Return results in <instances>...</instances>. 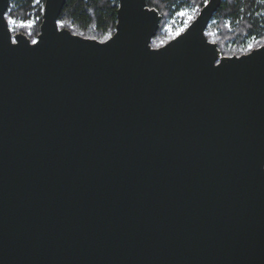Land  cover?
<instances>
[{
  "label": "water",
  "instance_id": "95a60500",
  "mask_svg": "<svg viewBox=\"0 0 264 264\" xmlns=\"http://www.w3.org/2000/svg\"><path fill=\"white\" fill-rule=\"evenodd\" d=\"M221 1L152 46L147 0L104 40L0 0V264H264V43L221 54Z\"/></svg>",
  "mask_w": 264,
  "mask_h": 264
},
{
  "label": "trees",
  "instance_id": "16d2710c",
  "mask_svg": "<svg viewBox=\"0 0 264 264\" xmlns=\"http://www.w3.org/2000/svg\"><path fill=\"white\" fill-rule=\"evenodd\" d=\"M205 1L147 0V4L155 7L161 14L151 45L158 46V40L167 34L168 25L176 29V25L181 23L177 19L181 18L182 12L191 11L195 7L198 10ZM43 2L44 0H9L5 16L7 21H16L14 32L23 31L31 40L36 37L42 18ZM116 9L117 0H65L58 24L73 33L104 40L114 31ZM28 21L33 22L31 27L16 26ZM208 31L214 32L213 41L217 43L222 54L242 53L239 49L245 47L251 39L263 40L258 45L263 44L264 0H222L206 27L205 34L209 38Z\"/></svg>",
  "mask_w": 264,
  "mask_h": 264
},
{
  "label": "rangeland",
  "instance_id": "374dc122",
  "mask_svg": "<svg viewBox=\"0 0 264 264\" xmlns=\"http://www.w3.org/2000/svg\"><path fill=\"white\" fill-rule=\"evenodd\" d=\"M196 10L197 9L195 7L191 11H188L187 10V11L182 12L184 15H182L181 18H178L177 19V21L180 20L181 23L176 25V29L175 30L172 29L171 26L168 25L167 28H169V29L167 31V34L164 37H162L160 40H158V46L161 45V44H163V43H165L167 40H169L170 38L174 37L176 34H178L179 32H181V30H183L186 27V25H188V22L195 17V15L198 12V10L197 11ZM189 17H191V19H189ZM28 22H30V21H28ZM28 22H25V23H28ZM20 25H21V23H18L16 26H20ZM9 26L11 28V31L14 32L15 25L9 23ZM21 32H23V31H21ZM23 33H25V32H23ZM207 33H208V35H210L209 40L213 41L214 32L213 31H208ZM35 39H36V37L33 38V40H35ZM262 41L263 40H259V39H253V40L251 39V40L248 41V43L246 44L245 47L240 48L239 50L242 53L247 52L251 48L255 47V45H258V44L262 43ZM229 45H232V44H229ZM250 45H251V48L249 47ZM233 46H235V44H233ZM234 54H236V53H234ZM223 55H228V54H223Z\"/></svg>",
  "mask_w": 264,
  "mask_h": 264
},
{
  "label": "snow or ice",
  "instance_id": "6c2138e0",
  "mask_svg": "<svg viewBox=\"0 0 264 264\" xmlns=\"http://www.w3.org/2000/svg\"><path fill=\"white\" fill-rule=\"evenodd\" d=\"M181 15H184L183 13H181ZM189 19H191V17H189ZM8 23H10V24H13V25H15L16 24V21L14 20V19H10L9 21H8ZM32 23L33 22H28V23H25V22H21V27H31L32 26ZM182 31V30H181ZM179 34V33H178ZM16 41H13V43H15ZM33 43H35V41H33ZM250 48H251V45L249 46Z\"/></svg>",
  "mask_w": 264,
  "mask_h": 264
}]
</instances>
